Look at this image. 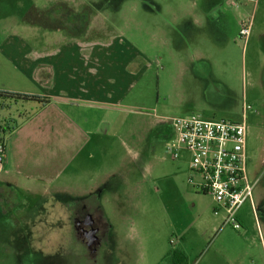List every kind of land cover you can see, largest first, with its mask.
I'll return each instance as SVG.
<instances>
[{"label": "rangeland", "instance_id": "1", "mask_svg": "<svg viewBox=\"0 0 264 264\" xmlns=\"http://www.w3.org/2000/svg\"><path fill=\"white\" fill-rule=\"evenodd\" d=\"M228 1L196 0L199 16L213 9L200 30L191 21L193 0H0V45L13 37L31 44L32 31L39 37L48 32L40 21L47 17L42 23L49 27L122 36L148 60L123 113L102 133L107 138L92 142L97 155L86 166L104 176L94 195L110 227L107 239L91 251L77 241L73 211L91 192L76 181L78 162L68 156L66 184L0 192V264H172L176 252L187 264H264V52L257 36L264 26L259 15L255 21V0L240 11ZM50 8L58 11L44 12ZM252 15L255 41L245 45L238 24ZM72 16L77 25L66 22ZM225 33L234 41L223 49ZM198 34L207 38V61L187 51L188 38ZM245 112L255 210L248 201L236 212L237 230L211 195L189 184V160H173L168 145L178 117L238 121ZM8 115L0 106V121Z\"/></svg>", "mask_w": 264, "mask_h": 264}, {"label": "crops", "instance_id": "2", "mask_svg": "<svg viewBox=\"0 0 264 264\" xmlns=\"http://www.w3.org/2000/svg\"><path fill=\"white\" fill-rule=\"evenodd\" d=\"M249 2L229 0L228 4L231 10L240 11L242 5ZM255 2V21L259 15L264 26V0ZM196 3L193 0L190 7L191 21L201 30V24L208 25L201 20L212 16L213 9L199 16L202 8ZM52 9L44 12L58 11ZM67 10L71 11L68 5ZM45 19L40 21L48 32L39 37L32 31L31 44L13 37L0 45V91L42 100L0 98L1 109L10 112L7 119L0 121V139L5 143L7 155L0 171L4 175L0 178V192L6 186L25 187L30 191L33 183L41 184L45 190L61 181L66 184L69 178L67 158L74 156L78 162L76 181L85 182L86 192H91L81 199L97 204L99 199L94 195V185H99L104 176H100V169L96 172L86 169L97 155L92 150L95 144L92 142L107 138L102 133L109 130L112 124L109 120H118L123 113L148 60L122 36H97L98 31L88 27L80 31L73 27H49L43 24L50 21ZM255 24L248 43L255 41ZM55 31L59 32L53 36ZM257 36L261 38L260 50L264 52V31ZM206 39L193 35L188 38L187 51L193 60H208L203 50ZM232 39L233 36L224 34L220 40L223 49L234 41ZM169 42L164 36L163 43ZM179 67L182 71L189 70L186 65Z\"/></svg>", "mask_w": 264, "mask_h": 264}, {"label": "built area", "instance_id": "3", "mask_svg": "<svg viewBox=\"0 0 264 264\" xmlns=\"http://www.w3.org/2000/svg\"><path fill=\"white\" fill-rule=\"evenodd\" d=\"M254 15L241 21L239 36L245 45L252 34ZM246 112L242 119H205L200 115L178 117L174 121L176 134L168 151L173 160L189 161V184L213 197L216 210L229 213L228 223L241 228L236 212L248 201L253 209L255 184L249 178L248 129ZM6 146L0 140V171L5 161Z\"/></svg>", "mask_w": 264, "mask_h": 264}, {"label": "flooded vegetation", "instance_id": "4", "mask_svg": "<svg viewBox=\"0 0 264 264\" xmlns=\"http://www.w3.org/2000/svg\"><path fill=\"white\" fill-rule=\"evenodd\" d=\"M58 17L61 18L60 13ZM69 20H72V22H70L72 25L78 24V20L73 16L68 17L66 22L68 23ZM72 220L74 231L78 239L77 241L84 244L89 251L95 248L98 243L104 242L107 239L110 227L105 219L104 212L96 204L77 201Z\"/></svg>", "mask_w": 264, "mask_h": 264}, {"label": "trees", "instance_id": "5", "mask_svg": "<svg viewBox=\"0 0 264 264\" xmlns=\"http://www.w3.org/2000/svg\"><path fill=\"white\" fill-rule=\"evenodd\" d=\"M0 98L11 99V100H25V101H42L41 98L36 96L22 95L16 93H8L0 91ZM1 141L3 139H0ZM172 264H187V257L180 252H176L171 257Z\"/></svg>", "mask_w": 264, "mask_h": 264}]
</instances>
